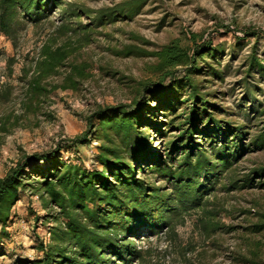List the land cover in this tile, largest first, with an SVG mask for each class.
<instances>
[{"label": "trees", "instance_id": "trees-1", "mask_svg": "<svg viewBox=\"0 0 264 264\" xmlns=\"http://www.w3.org/2000/svg\"><path fill=\"white\" fill-rule=\"evenodd\" d=\"M146 1L123 0L114 8L93 12L71 0H0V36L13 46L27 27L48 21L51 13L59 18L54 34L21 68L24 113L36 115L51 93L76 92L91 77V69L73 58L88 43L93 28L131 20ZM82 17L91 23L83 25ZM196 38L192 35L189 49L176 39L144 54L155 60L147 67L150 78L141 91L146 85L156 86L146 98L99 108L84 119V133L48 152L24 154L7 170L0 178V258L7 255L3 246L13 244L9 229L24 197L28 203L36 198L45 215L56 210L53 219L62 222L64 230L48 228L44 238L34 234L35 256L18 257L13 264H142L152 252L138 248V238L155 237L163 230L172 233L191 212L205 213L210 193L240 190L253 185L252 176L264 178L263 167L236 186L232 166L243 151L241 130L217 120L197 81L204 73L220 77L206 67V59H219L222 48L211 41L197 44ZM246 38L258 40L254 33ZM3 61L11 75L15 59ZM246 64L247 74L264 78L256 47ZM57 77L60 82L53 84ZM12 92L10 85L0 84V104L8 103ZM164 128L176 134L161 147L159 142L158 148L149 147L148 131L165 139ZM0 133H10L5 120ZM254 145H264V134ZM33 218L36 232L39 217ZM202 227L206 233L214 229L210 222ZM256 229L264 230V224Z\"/></svg>", "mask_w": 264, "mask_h": 264}, {"label": "rangeland", "instance_id": "rangeland-1", "mask_svg": "<svg viewBox=\"0 0 264 264\" xmlns=\"http://www.w3.org/2000/svg\"><path fill=\"white\" fill-rule=\"evenodd\" d=\"M71 1L95 12L114 8L123 0ZM80 21L83 25L91 23L86 17ZM58 25V14L51 13L48 21L19 34L15 46L0 36V84L13 88L10 101L0 104V122L5 120L10 130L0 133V178L22 155L48 152L84 133V119L99 108L146 98L156 86L146 85L141 91L150 78L147 67L155 60L144 54L157 52L176 39L192 48V35L197 36V44L211 41L213 47L222 48L219 59H206V67L218 71L220 77L204 73L197 81L217 120L241 130L243 151L232 166L236 186L243 185L244 176L264 167V145H254L264 134V78L246 73V59L253 47L264 65V0H147L131 20L93 28L88 43L73 58L77 63L86 62L91 69V77L76 92L51 93L36 115L25 114L21 68L30 64ZM253 33L258 40L246 38ZM127 51L133 54L125 56ZM6 58L15 59L11 75L5 71ZM60 79L52 83L58 84ZM158 118L160 122L166 120L161 115ZM164 133L165 139H160L148 131L149 147L158 148V142L161 147L176 134L167 128ZM83 158L79 160L83 162ZM83 164L88 166L89 162ZM252 177L251 186L210 193L213 195L205 213L191 212L174 232L163 230L155 237L138 238L137 247L151 248L152 252L142 264H264V230L256 229L264 224V178ZM15 212L16 220L9 229L13 244L3 246L7 255L0 258V264H13L18 257L33 258L34 234L44 238L48 228L64 230L62 222L53 219L57 211L45 215L36 198L28 203L24 197ZM35 215L39 217L36 232L32 230ZM207 222L214 226L208 233L202 227Z\"/></svg>", "mask_w": 264, "mask_h": 264}]
</instances>
